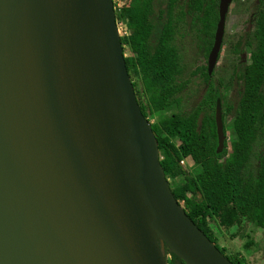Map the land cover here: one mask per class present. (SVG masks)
Returning a JSON list of instances; mask_svg holds the SVG:
<instances>
[{
	"label": "water",
	"instance_id": "1",
	"mask_svg": "<svg viewBox=\"0 0 264 264\" xmlns=\"http://www.w3.org/2000/svg\"><path fill=\"white\" fill-rule=\"evenodd\" d=\"M214 119L220 153L219 98ZM163 246L174 264H233L170 189L113 1L0 0V264H169Z\"/></svg>",
	"mask_w": 264,
	"mask_h": 264
},
{
	"label": "trees",
	"instance_id": "2",
	"mask_svg": "<svg viewBox=\"0 0 264 264\" xmlns=\"http://www.w3.org/2000/svg\"><path fill=\"white\" fill-rule=\"evenodd\" d=\"M219 0H131L117 13L129 30L120 37L122 47L128 46L132 55L125 56L128 73L140 75L142 89L132 82L142 114L149 118L161 110L175 109L151 128L160 153V165L170 189L187 215L233 264H247L244 257L225 253L210 233L209 220L221 227H230L244 220L264 229V8L257 12L256 35L250 64L243 71L240 63L233 66L229 79L232 104L223 112L232 115L231 126L240 137L226 142L216 152L217 135L214 110L222 93L204 67L202 94L192 108H182L187 81L183 79V65L173 44L179 24L185 19L199 22L205 33L206 57L213 43L218 20ZM264 3V2H263ZM179 10L175 13V8ZM238 42H241L239 40ZM239 44V43H238ZM149 120V119H148ZM260 142L255 170H249L253 144ZM229 153V154H228ZM198 166V172L180 173L182 160ZM169 264L176 256L164 249Z\"/></svg>",
	"mask_w": 264,
	"mask_h": 264
},
{
	"label": "rangeland",
	"instance_id": "3",
	"mask_svg": "<svg viewBox=\"0 0 264 264\" xmlns=\"http://www.w3.org/2000/svg\"><path fill=\"white\" fill-rule=\"evenodd\" d=\"M124 1V0H123ZM255 0H233L231 3L225 24V33L222 41L217 63L213 68V82L218 86L222 93L223 100H220L221 112H228L226 107L232 104L231 87L229 79L232 68L240 60L243 54L251 53L255 48V40L248 39L243 41L246 35L255 36L258 25V15L254 13ZM128 6L131 0H125ZM179 10L175 8V13ZM254 14V15H253ZM116 23L120 37L127 35L129 30L125 21L120 18ZM205 33L201 29L199 22H191L185 19L179 24L175 33L173 44L176 47L183 65V79L187 81V87L183 93L182 108H192L200 99L202 94V71L206 67V42L204 41ZM241 40V42H238ZM239 43V44H238ZM123 53L126 57L132 55L128 46H124ZM130 79L136 84L138 90L142 89L141 77L139 74L129 73ZM175 109H165L149 116V122L157 123L159 119L169 116ZM232 115L225 113V142L227 151H231V143L239 140L231 126ZM262 145L260 142L253 144V150L250 161L247 165L249 170H255L257 166V154H259ZM229 154V153H228ZM159 158L160 153H159ZM199 167L194 165L190 160H182L178 166V178L181 179L182 171L195 175ZM182 170V171H181ZM210 233L215 237L218 245L224 248L226 254L234 256L236 254L245 258L247 264H264V229L247 223L242 220L230 227H221L216 221L209 220Z\"/></svg>",
	"mask_w": 264,
	"mask_h": 264
},
{
	"label": "flooded vegetation",
	"instance_id": "4",
	"mask_svg": "<svg viewBox=\"0 0 264 264\" xmlns=\"http://www.w3.org/2000/svg\"><path fill=\"white\" fill-rule=\"evenodd\" d=\"M233 2V1H232ZM255 2V6H254V13H256L257 14V12H260V10L261 9H263L264 8V0H255L254 1ZM219 3V2H218ZM127 3L125 2V0H124V5L122 6V7H126L127 5H126ZM231 5V4H230ZM121 7V8H122ZM230 7V6H229ZM121 8L119 9V10H116L115 11V15H116V13H118L120 10H121ZM254 15V14H253ZM227 16V15H226ZM226 24V23H225ZM215 31V30H214ZM225 33V32H224ZM214 36V35H213ZM223 41V40H222ZM221 48H222V45H221ZM211 49V48H210ZM210 51V50H209ZM220 53V52H219ZM208 54H209V52H208ZM219 56V55H218ZM207 58H208V55H207ZM218 60V59H217ZM250 61H251V54L250 53H248V54H243L242 56H241V58H240V60L237 62V64L235 65V66H237L238 65V63H240V66L239 67H241V69L244 71L245 69H246V67L250 64ZM206 67H207V60H206ZM215 67V66H214ZM213 71V70H212ZM212 74V73H211ZM210 74V75H211ZM225 143V142H224ZM164 247V246H163ZM165 248V247H164Z\"/></svg>",
	"mask_w": 264,
	"mask_h": 264
},
{
	"label": "built area",
	"instance_id": "5",
	"mask_svg": "<svg viewBox=\"0 0 264 264\" xmlns=\"http://www.w3.org/2000/svg\"><path fill=\"white\" fill-rule=\"evenodd\" d=\"M112 1H113V7H114L115 11L119 10L124 5V1L123 0H112Z\"/></svg>",
	"mask_w": 264,
	"mask_h": 264
}]
</instances>
